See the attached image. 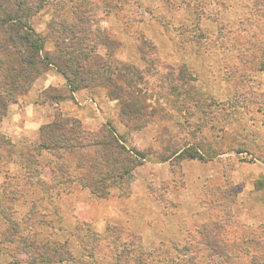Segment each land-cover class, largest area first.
I'll list each match as a JSON object with an SVG mask.
<instances>
[{
  "label": "rangeland",
  "instance_id": "374dc122",
  "mask_svg": "<svg viewBox=\"0 0 264 264\" xmlns=\"http://www.w3.org/2000/svg\"><path fill=\"white\" fill-rule=\"evenodd\" d=\"M60 3L31 18L44 51L54 49L48 25L70 23L78 5L93 58L126 96L99 82L71 94L64 79L36 93L33 82L9 103L5 115L13 104L50 108L24 141L0 120V264H264V0ZM74 93L80 117L60 108ZM56 116L86 133L110 128L141 162L95 195L76 168L91 165L92 147L32 154Z\"/></svg>",
  "mask_w": 264,
  "mask_h": 264
},
{
  "label": "trees",
  "instance_id": "16d2710c",
  "mask_svg": "<svg viewBox=\"0 0 264 264\" xmlns=\"http://www.w3.org/2000/svg\"><path fill=\"white\" fill-rule=\"evenodd\" d=\"M58 2L0 0V120L6 114L9 103L25 94L34 80L50 67L64 77L71 94L99 82L103 86L108 83L113 87L109 93L111 97L123 101L126 96L122 88L102 72L105 64L99 65L100 61L93 58L92 21L88 16H79L78 5L69 12L70 23L65 18L56 29L51 23L48 25V35L56 33L55 36H48L54 42V49L50 54L44 51L46 36L33 28L31 18L47 5H52L57 11L61 7ZM117 77L118 81L123 82L120 75ZM72 98L73 95L68 97ZM3 141L6 142V138ZM87 147L93 149L91 165L87 167L79 160L76 165L80 169L78 178L82 186L100 197L108 193V186L103 183L105 180L112 183L121 181L143 158L139 151L126 148L110 128L98 133H86L76 120L62 116H56L41 128L40 142L32 154L38 155L39 151L46 150L59 160L63 158V153L80 154ZM186 156L203 158L201 154ZM66 167L64 164L58 169H65L67 173ZM49 169L53 185L56 167Z\"/></svg>",
  "mask_w": 264,
  "mask_h": 264
},
{
  "label": "crops",
  "instance_id": "0c3cea01",
  "mask_svg": "<svg viewBox=\"0 0 264 264\" xmlns=\"http://www.w3.org/2000/svg\"><path fill=\"white\" fill-rule=\"evenodd\" d=\"M50 85H64V78L53 68H49L35 79L32 87L33 93L41 92ZM76 93L73 94L75 101H70L72 99L62 101L60 108L69 115H78L80 117V112L82 111L78 106ZM49 108L48 104L38 103L37 101L32 104H25L23 107L18 106V104L11 105L2 121L5 133L16 140H27L29 138L27 135L29 133L28 130H35L39 125L49 120ZM15 121L18 127L14 130L13 126L15 127ZM31 134L32 136L35 135V133ZM15 135H20V137H15Z\"/></svg>",
  "mask_w": 264,
  "mask_h": 264
}]
</instances>
